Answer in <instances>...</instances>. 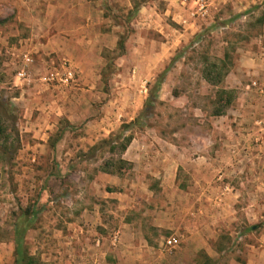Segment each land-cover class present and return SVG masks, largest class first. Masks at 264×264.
Listing matches in <instances>:
<instances>
[{"label":"rangeland","instance_id":"obj_1","mask_svg":"<svg viewBox=\"0 0 264 264\" xmlns=\"http://www.w3.org/2000/svg\"><path fill=\"white\" fill-rule=\"evenodd\" d=\"M263 45L264 0H0V100L14 109L8 116L0 112L6 134L11 136L6 147L0 140V264H15L13 226L21 229L27 221L32 230L25 248L35 264H84L96 243L103 247L104 255L99 257L104 256L100 258L104 264H133L135 256L129 251L133 244L144 242L133 236V230L123 234L121 225L134 221V211L120 209L116 197H104L101 182L107 176L99 175L102 169L119 167V154L108 153L102 145L94 154L83 153L91 144L87 137L105 130L115 134L150 131L153 128L146 126L153 125L163 135L173 132L179 142L189 136V144L206 143L214 149L211 157L216 161L219 156L214 152L219 147L264 146L261 137L235 140L238 134L233 128L246 123L237 125L239 117L232 113H227L230 127L219 129L216 89L201 79L203 68L216 64L222 77L240 55ZM23 49L32 52L35 62L29 83L18 81L13 73V59ZM64 62L75 72L71 85L54 87L38 80L40 74ZM141 62L155 65L148 86L168 69L166 84L158 94L162 101L154 105L150 88L131 77L135 69L140 74L150 70ZM121 69H125L122 78L118 76ZM132 86H142L147 108L134 113L135 107L124 106L120 110H128L119 118L118 109L106 104L113 99L133 100L132 93L139 99L140 89L122 93L117 89ZM239 93L234 90L236 98L241 97ZM28 120L37 124L29 128ZM34 131L40 138L48 136L49 148L29 158L17 153L11 161L13 145L23 149L21 144L31 142ZM220 131L228 143L219 139ZM122 169L126 179L135 180V170ZM241 188L247 194L245 200L233 204L234 209L243 215L247 212L250 223L235 226L232 221L235 228L221 235L220 256L227 262L241 260L235 252L259 237L240 239L236 233L242 227L245 230L252 224L257 234L264 233V191L255 186ZM25 199L29 205L23 210L20 204ZM95 207L101 217L91 214L88 218ZM137 207L154 209L144 202ZM43 209L49 211L42 213ZM22 210L29 217L16 219ZM232 210L226 204L225 213ZM71 225L80 229L75 231ZM154 234L159 239L156 247L161 248L162 238ZM161 235L165 238L171 232Z\"/></svg>","mask_w":264,"mask_h":264},{"label":"crops","instance_id":"obj_2","mask_svg":"<svg viewBox=\"0 0 264 264\" xmlns=\"http://www.w3.org/2000/svg\"><path fill=\"white\" fill-rule=\"evenodd\" d=\"M135 10L136 14L138 9ZM141 63L144 64L143 66H148L150 70L140 74L135 69L132 71L131 77L133 81L139 82V84L145 85L144 88H147L150 78L154 75L152 65H155L152 62ZM124 73L125 69H121L118 76L122 78ZM167 73L168 69H166L164 76ZM147 74L149 77L146 76ZM201 74L202 81L216 89L214 103L218 104L219 108L222 109L225 105L226 96H230L229 104L222 109L223 114L215 116L221 121L219 129L230 127V120L227 116L229 112L239 117L237 118V125H241L242 122L246 123V126L242 124L241 128L236 126L233 128L238 134L237 137L233 135L237 142L241 140L247 142L249 139L258 140L259 137L264 138V45L258 51H246L240 55L234 66L222 76L219 83L210 84L204 78V68ZM165 84L163 77L158 91L154 94L153 105L156 104L158 99L162 101L158 94ZM153 85L148 86L150 91ZM141 87L139 86L138 89L134 86L129 87L130 89L117 87L121 93L140 89L139 93L141 92V95L137 99L135 93H132V95L134 94L133 100L121 102V99H113L108 101L106 105H112V107L118 109V113H115L119 118L124 116L128 110L125 109L122 112L120 109L124 106L128 108L135 107L134 113L146 109L147 106H145L146 102L143 100ZM233 89L240 90L241 97L236 98ZM171 98H174V95ZM144 99L146 98L144 97ZM108 119L112 118L108 117ZM26 123L30 125L29 128L37 124L36 122L30 123V120ZM255 123L262 124L263 127L256 128ZM146 127L153 128V130L134 133L124 130L119 131L117 134L112 130H105L97 136H88L87 141L90 139L91 144L82 150L83 153L94 154L98 149H102V146H107L108 153L119 154V167L116 170L110 169L109 171L102 169L99 175L107 176L101 182L105 187L104 197H116L119 200L120 209L134 211V221L125 222L121 225L124 229L123 234L126 231L133 230V236L141 237L144 242L141 245L133 244V249L129 251L135 256L133 264H205L206 262L211 264H264V233L257 234V226L255 225L249 224V228H245L246 231L242 227L236 233L243 240L251 236H255V238L259 236L255 243H245L243 247L247 248L241 247V250L238 249L235 252L240 253L241 260L231 259L227 262L222 259L220 256L222 252L220 246H218L221 235L227 233V230L235 228L232 221H236L235 226L240 224L246 226L247 223H250L247 212L244 215L239 214V210L234 209L233 204L245 200L247 193L245 194L241 187L248 190L247 188L255 186L264 191V146L250 147L245 143L241 148L236 146L219 147L214 152L219 156L216 161L211 157L214 149L208 148V145L204 142H199L196 145L189 144L191 140L189 136H186L187 140H184V138L182 142H179L174 138L177 136L173 132L163 135L154 129L153 125ZM33 133L31 142H27L25 145L21 144L23 149L18 147L15 153L12 151L13 158L11 161L14 160L17 153L29 158V156L40 155L42 149L49 148L47 135L44 138L43 134L40 138L36 131ZM223 136L220 131L219 139L224 143H228V139ZM98 138L102 140L97 142ZM40 140L43 142L41 143ZM122 145L125 146L124 149H122ZM3 150L10 153L5 148ZM234 154L242 157L235 158ZM8 163L6 160L5 164L8 165ZM107 165H111V168H113L112 163ZM126 166L136 171L135 180L129 181L123 175L125 170L122 168ZM70 172L73 171L70 170ZM248 195L250 198L253 197V192L248 193ZM41 201L39 198V203ZM143 202L148 206H154V209L149 211V209L142 210L141 207H137ZM21 203L20 207L23 210L29 205L27 199L25 201L21 200ZM229 203L233 210L227 214L225 213L226 204ZM98 209L93 208L88 218H91V214H94L96 218H100L101 214ZM23 210L16 216V219L29 217ZM45 210L47 209H43L42 213L46 212ZM39 211L37 210V213ZM86 215L81 214L82 217H86ZM144 220L149 221V224L146 225ZM70 227L75 231L80 229L73 225ZM22 228L20 229L17 224L13 226V261H15L16 237L23 235V246L28 245V234L32 228L29 226L28 221L26 226ZM162 232L165 234L171 232V235L164 238L161 235ZM154 233H158V236L162 238L159 243L161 248L156 247L159 239L154 238ZM207 235H211V237L209 238ZM171 236L177 238V244L173 248L167 249L164 247V243ZM75 238L78 239V235H75ZM215 243L217 244L215 245ZM95 245L92 246V255L85 259L84 264L105 263L104 259L100 261V258L104 256L99 257L102 254L104 255L103 247H99L97 243ZM28 255L31 256L29 252ZM38 261L40 260L38 259Z\"/></svg>","mask_w":264,"mask_h":264},{"label":"built area","instance_id":"obj_3","mask_svg":"<svg viewBox=\"0 0 264 264\" xmlns=\"http://www.w3.org/2000/svg\"><path fill=\"white\" fill-rule=\"evenodd\" d=\"M14 77L18 81H24L29 83L32 76V70L35 62L33 54L30 50H19L12 62ZM38 80L47 85L54 87H68L75 81V72L73 68L66 62L62 63L57 69L53 67L46 72L40 74ZM117 236L114 237V242ZM177 244V238L174 236L169 237L164 247L167 249L173 248Z\"/></svg>","mask_w":264,"mask_h":264},{"label":"trees","instance_id":"obj_4","mask_svg":"<svg viewBox=\"0 0 264 264\" xmlns=\"http://www.w3.org/2000/svg\"><path fill=\"white\" fill-rule=\"evenodd\" d=\"M217 65L213 64L210 66V68L204 69V78L210 83V84H215V83H219L221 81V74L220 72L217 70ZM166 70L163 72V74L159 75L158 78L156 79L153 87L151 88L150 94L154 95L159 87L160 84L163 80L164 74H165ZM230 102V96H226L225 99V105L223 107H226ZM148 104V103H146ZM146 106V105H145ZM222 107V109H223ZM221 108H219L216 112V115H221L223 114V110ZM0 112L3 113L4 115L8 116L14 113V109L8 105L5 102H2L0 100ZM14 122V121H13ZM6 126L4 125V122L2 121V118H0V140H3V144L6 145L8 144V142L11 139L10 135L6 134ZM12 131L14 133H16L15 129H12ZM17 137V136H16ZM18 143V139L16 138L15 140ZM12 145V144H11ZM124 145H122V149H124ZM13 152L15 153L17 150V146L13 145ZM9 151V150H8ZM12 155V154H11ZM14 256H15V264H35L34 263V258H32V256L28 255V252L26 251L25 247L23 246V239L21 236H17L16 240H15V252H14Z\"/></svg>","mask_w":264,"mask_h":264}]
</instances>
